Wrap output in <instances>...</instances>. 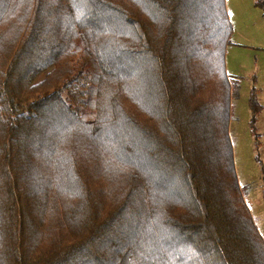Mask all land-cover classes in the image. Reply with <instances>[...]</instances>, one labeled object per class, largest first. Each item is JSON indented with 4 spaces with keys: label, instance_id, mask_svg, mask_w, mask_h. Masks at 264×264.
Returning <instances> with one entry per match:
<instances>
[{
    "label": "trees",
    "instance_id": "1",
    "mask_svg": "<svg viewBox=\"0 0 264 264\" xmlns=\"http://www.w3.org/2000/svg\"><path fill=\"white\" fill-rule=\"evenodd\" d=\"M231 33L224 0H0V264H264Z\"/></svg>",
    "mask_w": 264,
    "mask_h": 264
},
{
    "label": "rangeland",
    "instance_id": "2",
    "mask_svg": "<svg viewBox=\"0 0 264 264\" xmlns=\"http://www.w3.org/2000/svg\"><path fill=\"white\" fill-rule=\"evenodd\" d=\"M224 5L232 27L224 53L230 86L228 135L238 183L249 206H256L251 216L264 239V14L254 0H224ZM250 89H258L257 100L263 105L252 128Z\"/></svg>",
    "mask_w": 264,
    "mask_h": 264
},
{
    "label": "crops",
    "instance_id": "3",
    "mask_svg": "<svg viewBox=\"0 0 264 264\" xmlns=\"http://www.w3.org/2000/svg\"><path fill=\"white\" fill-rule=\"evenodd\" d=\"M256 7V6H255ZM262 109H263V105H262ZM261 195L263 196L264 195V190H261ZM244 200H245V202H246V204L248 205V209H249V211H250V213H251V215H252V211H254V209H255V207L253 208V207H251V206H249V204L247 203V200L244 198ZM254 205H255V203H253ZM259 204V203H258ZM262 204H264V202H262ZM258 229V228H257ZM259 231V230H258Z\"/></svg>",
    "mask_w": 264,
    "mask_h": 264
}]
</instances>
